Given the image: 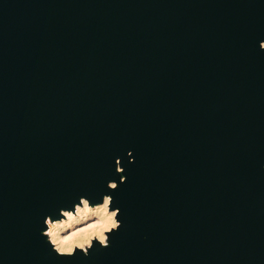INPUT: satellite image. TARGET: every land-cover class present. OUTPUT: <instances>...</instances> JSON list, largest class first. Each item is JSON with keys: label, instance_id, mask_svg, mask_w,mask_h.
<instances>
[{"label": "water", "instance_id": "95a60500", "mask_svg": "<svg viewBox=\"0 0 264 264\" xmlns=\"http://www.w3.org/2000/svg\"><path fill=\"white\" fill-rule=\"evenodd\" d=\"M261 41L264 0H0V264H264ZM104 195L110 246L57 256Z\"/></svg>", "mask_w": 264, "mask_h": 264}, {"label": "clouds", "instance_id": "9594fccd", "mask_svg": "<svg viewBox=\"0 0 264 264\" xmlns=\"http://www.w3.org/2000/svg\"><path fill=\"white\" fill-rule=\"evenodd\" d=\"M259 47L264 50V41L260 42ZM118 165L121 169L119 161H117ZM122 171L123 169L120 172ZM120 172L117 171V173ZM124 182V178H121L120 183ZM117 187V183L113 181L107 184L108 190H115ZM112 205L113 198L109 195H104L98 203H93L86 196H81L78 204L74 203L71 207L61 208L58 219L46 216L40 234L46 238V242L57 256L71 257L79 250L84 257H87L90 249L94 247L93 240H97L99 246L108 248L110 246L109 234L122 227L123 222L117 219L120 209L111 208ZM82 212L92 213L89 217L92 222L88 223L86 227L69 232V228L74 223L81 222L76 220V217L80 216Z\"/></svg>", "mask_w": 264, "mask_h": 264}, {"label": "bare ground", "instance_id": "6f19581e", "mask_svg": "<svg viewBox=\"0 0 264 264\" xmlns=\"http://www.w3.org/2000/svg\"><path fill=\"white\" fill-rule=\"evenodd\" d=\"M91 207V206H90ZM92 215V213L89 212H82L80 216L76 217V220L81 221L80 223H74L71 228H69V232L78 230L82 227H86L88 223L92 222L89 217ZM68 234V233H63Z\"/></svg>", "mask_w": 264, "mask_h": 264}, {"label": "snow or ice", "instance_id": "6c2138e0", "mask_svg": "<svg viewBox=\"0 0 264 264\" xmlns=\"http://www.w3.org/2000/svg\"><path fill=\"white\" fill-rule=\"evenodd\" d=\"M75 255H76V254L72 255V256H71V257H69V258H74V257H75Z\"/></svg>", "mask_w": 264, "mask_h": 264}]
</instances>
